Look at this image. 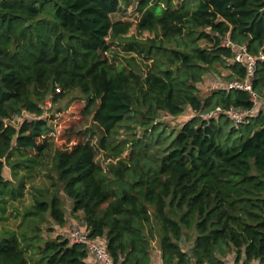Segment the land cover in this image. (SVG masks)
Returning <instances> with one entry per match:
<instances>
[{
  "label": "trees",
  "instance_id": "trees-1",
  "mask_svg": "<svg viewBox=\"0 0 264 264\" xmlns=\"http://www.w3.org/2000/svg\"><path fill=\"white\" fill-rule=\"evenodd\" d=\"M132 1L138 21L112 22ZM225 38L264 54V0H0V214L24 184L10 190L4 168L31 176L50 150L45 99L77 90L110 162L96 164L89 143L55 149L53 191L38 192L26 219L64 227L61 189L114 264H152L156 238L160 264H264V101L198 88L218 70L245 78ZM114 42L146 70L110 62ZM251 87L264 95V60ZM216 108L252 114L244 125L201 117ZM186 110L193 117L168 131L163 120ZM23 114L35 118L11 124ZM26 235L4 231L0 264H93L82 245Z\"/></svg>",
  "mask_w": 264,
  "mask_h": 264
},
{
  "label": "rangeland",
  "instance_id": "rangeland-1",
  "mask_svg": "<svg viewBox=\"0 0 264 264\" xmlns=\"http://www.w3.org/2000/svg\"><path fill=\"white\" fill-rule=\"evenodd\" d=\"M139 15L137 12V2L132 1L129 5L120 4L118 10L110 15L112 22L123 21L135 24L138 21ZM134 33V32H133ZM114 42L110 51L107 53V57L110 62L116 63L117 66L122 64L124 67L137 65L139 70L145 71L148 63L143 62L141 59L135 58V64L130 59L133 56L127 55L122 51L121 46ZM224 73L225 70H218ZM219 74L208 73L204 80L198 85L200 95L202 97L211 93L224 83V80L219 77ZM59 93V90H56ZM87 102L80 95L79 91L73 90L67 93L63 98L51 102V98L48 97L44 101L45 114L42 119L49 120V125L52 126V132L49 133L47 139L51 144L48 154L43 157V162L40 166L36 167L29 172L24 169H19L17 174L14 175L11 172V168L7 165L4 168L3 176L10 182V190L18 192V188L23 181L22 196L16 199H11L6 196L7 203L4 205V211L0 214V236L4 231L14 232L18 237L22 232H25L28 238L38 236L42 239V242H37V245H42L45 240H53L57 236L66 238L72 232L74 226L80 227L83 224L80 221L81 214L75 218L71 215V202L65 196L60 189V198L63 203L66 224L62 228H58L49 221V217L45 215V221L39 222L38 220L26 219L24 217L26 211L34 204L35 198L38 197V192L48 190L53 191L52 180L48 176L55 179V174L52 172V157L55 149L71 150L76 144L89 143L95 149L94 161L104 170L107 169L109 160H106L103 156V152L97 149V140L99 138V132L92 125L91 115L86 112ZM193 117V113L190 110H186L184 114L177 118H166L163 122L169 128L168 131H178L183 123ZM34 116L23 114L22 118H17L12 125L18 126V124L24 119H34ZM130 151L123 154V157L127 156ZM18 159L14 157L12 161ZM48 200V196L46 197ZM37 239V238H36ZM101 244L103 241L98 240ZM153 249L155 251L154 258L159 256V239L156 238L153 243Z\"/></svg>",
  "mask_w": 264,
  "mask_h": 264
},
{
  "label": "built area",
  "instance_id": "built-area-1",
  "mask_svg": "<svg viewBox=\"0 0 264 264\" xmlns=\"http://www.w3.org/2000/svg\"><path fill=\"white\" fill-rule=\"evenodd\" d=\"M221 46L231 50L232 63L241 65L245 68V78L242 81L232 80L230 82H224L215 90L220 89L225 91L235 90L246 92L250 96L251 104L254 108H256L260 102L264 101V95H258L253 92L251 83L254 79L257 64L264 60V54L260 53L257 56H252L248 53L245 45H235L231 43L228 38H225L222 41ZM218 114L226 116L235 125H244L247 119L251 116L252 111L237 110L233 108L228 110L216 108L213 112L201 117L203 119H209ZM65 240H67L70 244L84 246L88 257L91 258L95 264H114L112 258L107 253L103 245L98 240H91L88 237V233L83 224H81L80 227L74 226L72 228V232L66 236Z\"/></svg>",
  "mask_w": 264,
  "mask_h": 264
},
{
  "label": "crops",
  "instance_id": "crops-1",
  "mask_svg": "<svg viewBox=\"0 0 264 264\" xmlns=\"http://www.w3.org/2000/svg\"><path fill=\"white\" fill-rule=\"evenodd\" d=\"M91 263L95 264L91 258L88 259ZM152 264H160L159 256L154 258Z\"/></svg>",
  "mask_w": 264,
  "mask_h": 264
}]
</instances>
